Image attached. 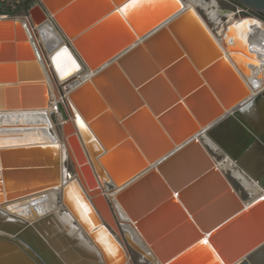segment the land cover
I'll return each instance as SVG.
<instances>
[{
	"label": "water",
	"instance_id": "95a60500",
	"mask_svg": "<svg viewBox=\"0 0 264 264\" xmlns=\"http://www.w3.org/2000/svg\"><path fill=\"white\" fill-rule=\"evenodd\" d=\"M234 1L264 17V0ZM131 3L36 0L28 8L33 27L49 21L89 76L66 95L70 120L64 127L59 122L60 136L23 141L21 129L2 125L0 259L101 264L96 254L77 250L90 249L93 236L62 210L64 192L79 184L126 251L144 262L261 264L264 199L244 205L201 140L221 130L226 117L234 120L231 113L249 100L250 90L222 39L216 41L181 0H140L125 15ZM11 56L18 76L0 83V113L45 108V77L35 57L30 53L21 63ZM50 121L56 131L52 115ZM9 132L16 138L1 141ZM98 184L115 189V204L133 233L122 228L108 199L95 202ZM59 188L57 207L40 209L46 192ZM58 220H65L62 242L48 249L44 229Z\"/></svg>",
	"mask_w": 264,
	"mask_h": 264
},
{
	"label": "bare ground",
	"instance_id": "6f19581e",
	"mask_svg": "<svg viewBox=\"0 0 264 264\" xmlns=\"http://www.w3.org/2000/svg\"><path fill=\"white\" fill-rule=\"evenodd\" d=\"M181 2L184 9H189L198 16L208 33H210L216 41L220 42L222 39L226 45V51H224V53L228 55V52H230V60L250 90L249 100L240 106L237 111L231 113L234 120H227L226 117L222 123L223 127L221 130H217V133L213 132V134L212 132H205L202 134L201 140L206 146L209 145L212 150H219L218 148L221 149L223 145L228 149L230 146H233V151L238 150L235 154H238V156H236L235 159H230L226 156L225 163H218L215 160V164L220 170L223 169V166H228L232 177L238 181L243 190L251 196L249 201H244V205L261 201L264 199V171H256L257 169L254 167L253 161L249 162L252 158L248 156V153L251 152L250 148L253 147L259 148L260 150L264 148V98L261 96V93L264 92V24L255 19H236L235 14L231 12L225 15H219V9L214 1L207 3L203 0H189L187 3V0H181ZM200 10H204L207 14L208 21L214 22L215 24H221L222 17L227 20L226 29L223 30V33L221 32L222 35L220 38L212 33L206 22L200 16ZM16 29L21 31H19L18 40L27 39L28 41L29 39V41L32 40V43L35 44L36 59L43 64L46 79L48 78L47 80H50L51 83L48 85V88H46L48 89V95L45 108L22 112L0 113V119L4 118V121L7 118L22 119V126L9 124L11 127L5 129H17L16 131L21 129L19 133L24 137H35L34 140L39 141L45 140L48 137L56 138L57 134L55 128L50 121L51 115H56L58 122H60L63 127L67 125L70 119L64 97L76 85L82 83L89 74L83 73L81 66L76 62L70 50L65 46L62 37L49 21L37 28V37H33L28 31H26V35L25 33L22 34L20 27H16ZM12 40H15L14 25L10 24L9 26L6 25V27H0V44L5 42L9 43ZM43 50H46V54H44ZM46 85L45 83V86ZM36 116H41L43 119L45 117L44 121L46 125H50L52 134L48 130V127L42 123L43 120H41L40 124H35L36 121L34 117ZM9 121L11 120H8V122ZM2 125L4 124H0V130L4 129ZM30 129H36V131L37 129H44L46 132L43 133L41 131L32 133L33 131ZM9 134H14V132H9ZM33 134L34 136H32ZM219 143L224 144L220 146ZM248 150L249 152L245 154ZM98 189L99 191L98 195H96L97 199L95 202L100 198L102 199V197L108 199L122 228L133 233L131 227L124 220L122 213L115 204V189L110 191L105 186L101 187L99 184ZM59 190L61 191L62 189L59 188L57 191L52 190L46 192L45 201L40 209L50 210L57 207L55 203L57 202L56 197ZM80 191L81 186L78 184V188H67L63 195V201L67 207V209L65 208L67 210L65 213H67L68 219L74 221L84 234L87 236L91 234L93 236L90 249L77 245V250L89 258L91 253L96 254L98 256V262L101 264H134L129 251H126V248L122 245L117 235L105 225L99 203L91 204L89 203V199V202H87V200H84L82 197ZM77 198L87 206L88 212L86 215L80 204L76 203ZM64 221H52L44 229L45 235L50 237L49 243L46 245L48 249H59L60 242H62L63 239L60 234L65 223ZM96 221L100 222V225H97L95 223ZM3 226L12 230H18V226L14 223H5ZM19 233L21 236L23 235L25 239L30 240L31 237L28 230H21ZM134 237L138 239L135 234ZM37 249L40 253L44 254L42 249L39 247H37ZM71 255H73V253L68 252L67 256L69 257ZM262 256H264V254H262L261 257ZM262 258L257 259L262 260ZM48 261L50 264H60V261L58 263L57 260L48 259ZM140 261L143 262V259L141 258ZM88 264L92 263L89 262ZM252 264L257 263H255L254 260Z\"/></svg>",
	"mask_w": 264,
	"mask_h": 264
},
{
	"label": "crops",
	"instance_id": "0c3cea01",
	"mask_svg": "<svg viewBox=\"0 0 264 264\" xmlns=\"http://www.w3.org/2000/svg\"><path fill=\"white\" fill-rule=\"evenodd\" d=\"M10 24H13L14 25V28H15V40H12L9 43L8 42H5L3 44H0V46H1L0 47V52H1L0 53V83L12 82V80L13 79H16L17 76H18V71L16 70V64L17 63L11 61V57H12L11 56V53L13 54L14 59L17 57L21 61V63H22V61L24 63H27L28 62V58H29L30 53H32L33 56H35V59L37 58L36 57V51H35L36 46H35V44L32 43V40L31 41H29V39H28V41H27V39H24V40L23 39L22 40L20 39V40H18V36H19V31L20 30L16 29V27L17 28L20 27L21 30H22V34L25 33V35H26V30L24 29V24L22 23V21H20V20H2V19H0V27H4V26L6 27V25L9 26ZM35 41H36V39H35ZM36 43H37V41H36ZM6 47H8V48H6ZM30 47H34V48H30ZM43 52H44V50H43ZM36 61H37V64L39 63L38 66L41 64L39 67H40V69L43 70L42 73H43V75L45 77V83L47 84L46 85L47 86L46 88H48V85H50L51 82H50V80H47L48 78L46 79V75H45V72H44L45 70H44L43 64L41 62H39L38 59H36ZM26 71H24L25 74H27ZM47 91H48V89H47ZM33 92L35 93V91H33ZM31 95H32L31 98H33V97L35 98L37 96L35 94H31ZM47 95H48V93H47ZM34 119L36 121L35 124H40L41 123V120H43L42 123H44L46 125V123L44 121L45 117L43 119L41 116H39V117L36 116V117H34ZM0 120H1L0 124L6 125V123L9 124L11 122V125L22 126V119H11V118H7L4 121V118L3 119L1 118ZM8 120H11V121L7 122ZM42 125H40V126H42ZM30 130L33 131L32 133L41 132V131L43 133L46 132V131H44V129L43 130L42 129H37V131H36V129H30ZM10 135L11 134H6L5 136L2 137L1 141H3V142H11L12 139H15L16 138V136L14 137V136H12V135L10 136ZM20 135H22V134H20ZM32 136H34V134ZM21 137H22V140L23 141L24 140H34L35 139V137L34 138L31 137V138H33V139H31V138H28V137H24L23 135ZM36 139H37V137H36ZM250 149H251V152L248 153L249 154L248 156L251 157L252 159L249 162H252L253 161L254 167L257 169L256 171H261V170L264 171V148H263V150H260L259 148H255V147L250 148ZM249 150L246 151L245 154H247V152H249ZM253 159H255V160H253ZM262 257H261V255L259 257V258H262V260H261L262 262L260 261V263L261 264L262 263L264 264V260H263L264 259V256H262ZM0 264H22V258L0 259Z\"/></svg>",
	"mask_w": 264,
	"mask_h": 264
},
{
	"label": "rangeland",
	"instance_id": "374dc122",
	"mask_svg": "<svg viewBox=\"0 0 264 264\" xmlns=\"http://www.w3.org/2000/svg\"><path fill=\"white\" fill-rule=\"evenodd\" d=\"M203 1H205L207 3L214 1L217 4V7L219 9H221V10L229 9L231 13H234V11H235V8L232 5H229V4L226 3L227 0H203ZM34 2H36V0ZM188 2H189V0H187V3ZM221 10H218V11H221ZM199 14L203 18V20L206 22L207 26L210 28V30L212 31V33H214V35L216 37L220 38L221 35H222L221 32L223 33V30L226 29V26H227L226 22H227V20L222 17L221 18V24L218 25V24H215L214 22L208 21L207 16H206L207 14H206V12L204 10H202V11L200 10V13ZM235 17H236V19H247V18L248 19H256L258 21H261L264 24V19L260 18L257 14H255V13L249 11V10L237 14V15H235ZM44 54H46V50H44ZM61 94H62V92H61ZM52 120H53V123L56 125V133L60 136V126H59V122H58V120L56 118V115H54V114L52 115ZM243 143H244V141H243ZM207 149L209 150V152L212 155V157L218 163H225L226 156L229 157L230 159H232L233 156L234 157L238 156V154L235 155L238 152V150L237 151L236 150L233 151V146H230V148L228 149L227 147H225L223 145V147L221 146V149H222V151H221L220 148H218L219 150H212L209 147V145H207ZM222 168H223L222 170H223L224 174L226 175V177L228 178V180L230 181V183L233 185V187L240 193L242 199L245 202L249 201L251 199V196L247 192H245L243 190V188L240 186L239 182L236 181L232 177L230 168L228 166H223ZM239 169L241 170L240 167H239ZM68 170H69V172L73 173V167H72L71 164L68 165ZM62 210L64 212L67 211L65 208H63ZM129 254H130V257H131V259H132V261H133L134 264H148L147 262H144V261L141 262L140 261L141 258L137 254H135L133 252H129Z\"/></svg>",
	"mask_w": 264,
	"mask_h": 264
},
{
	"label": "built area",
	"instance_id": "2783aa9c",
	"mask_svg": "<svg viewBox=\"0 0 264 264\" xmlns=\"http://www.w3.org/2000/svg\"><path fill=\"white\" fill-rule=\"evenodd\" d=\"M34 1L35 0H0V19L20 20L22 21L24 26H27L26 31L31 33L33 37H37L38 35L37 28L33 27L31 23V19L29 15L27 14L28 8H30L35 3ZM226 3L229 5H232L235 8V11L233 13L235 15L242 13L244 11H248L246 8L239 5L234 0H227ZM64 98H66V96Z\"/></svg>",
	"mask_w": 264,
	"mask_h": 264
},
{
	"label": "snow or ice",
	"instance_id": "6c2138e0",
	"mask_svg": "<svg viewBox=\"0 0 264 264\" xmlns=\"http://www.w3.org/2000/svg\"><path fill=\"white\" fill-rule=\"evenodd\" d=\"M139 2H140V0H132V3L129 4L128 6H126V8L123 9L122 11H124L125 12V15H127L128 8H134V7H136ZM77 122L80 123L79 122V118H77ZM80 126L83 129V124H80ZM76 203H79L80 204L81 208L84 210V213L86 215L87 212H88L87 206L84 205L79 198L76 199Z\"/></svg>",
	"mask_w": 264,
	"mask_h": 264
},
{
	"label": "flooded vegetation",
	"instance_id": "af4514ba",
	"mask_svg": "<svg viewBox=\"0 0 264 264\" xmlns=\"http://www.w3.org/2000/svg\"><path fill=\"white\" fill-rule=\"evenodd\" d=\"M226 10H229V9H226ZM260 18H262V19H264V17H262V16H260V15H258ZM131 254V253H130Z\"/></svg>",
	"mask_w": 264,
	"mask_h": 264
}]
</instances>
